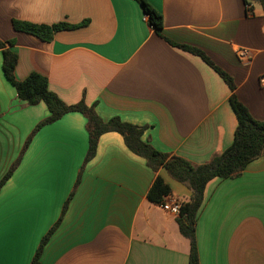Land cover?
I'll use <instances>...</instances> for the list:
<instances>
[{
    "label": "crops",
    "instance_id": "0c3cea01",
    "mask_svg": "<svg viewBox=\"0 0 264 264\" xmlns=\"http://www.w3.org/2000/svg\"><path fill=\"white\" fill-rule=\"evenodd\" d=\"M163 19V36L135 0H0V40H14L15 77L41 73L67 104L82 99L104 121L146 127L143 140L195 165L228 149L238 119L225 80L194 47L234 79L250 115L264 121V10L244 0H147ZM80 25L45 41L15 31L13 21ZM240 49L252 54L238 57ZM0 49V264H30L50 235L40 264H189L176 200L191 191L164 168L153 171L115 131L103 134L85 163L87 117L49 116L28 106L5 78ZM156 175L171 187L163 205L147 198ZM66 208L64 210L65 204ZM199 264H264V154L237 177L211 180L197 216Z\"/></svg>",
    "mask_w": 264,
    "mask_h": 264
},
{
    "label": "trees",
    "instance_id": "16d2710c",
    "mask_svg": "<svg viewBox=\"0 0 264 264\" xmlns=\"http://www.w3.org/2000/svg\"><path fill=\"white\" fill-rule=\"evenodd\" d=\"M135 1L142 6L144 14L148 17L149 25L154 28L159 36H163L162 15L147 0ZM252 1H255V3L259 4L264 10V0H244L248 14L253 13L251 6ZM86 24L87 22H83L80 25L74 26L67 23H60L51 26L14 20L13 29L51 42L56 32L67 29H77ZM168 42L187 52L200 56L208 66L214 69V71L225 80L224 82L232 92L230 106L238 119V127H236L234 133L233 143L228 149L226 148L222 152L214 155L206 164L195 165L181 157L169 156L168 154L159 152V150L154 148L151 143L143 140L146 127H138L137 125L123 122L121 119L115 117L109 121H104L97 115L93 105L88 106L83 99L74 105L63 102L57 94L49 89L48 79L41 73L34 72L23 80L16 79L15 73L18 56L11 49V46L15 44V41L10 40L5 42L0 40V49L3 55V74L15 87L18 93L17 97L26 102V105L28 106H35L43 102L49 111V116L39 121L34 128L32 135L24 145V149L27 148L33 135L42 126L59 120L69 112L82 113L88 119L86 126L89 133L90 144L88 146L85 163L94 158L97 144L103 134L111 131L120 134L128 149L137 156L144 158L153 171L157 172L159 169L164 168L170 177L179 181L191 191L188 200H177L179 213L176 216V221L181 235L189 241V264H199L200 256L196 243V226L197 216H199L200 209L204 202L206 187L208 183L215 178L230 179L239 176L245 170L247 165L264 154V121L255 120L250 115L245 104L238 99L235 93L236 86L234 79L225 70L215 65L205 52L194 47L176 44L170 41ZM19 161L20 159L13 163L0 181V190L11 177L12 172ZM172 192L171 187L164 181V179L161 176L156 175L149 191L147 192V198L152 203L163 205L164 201L173 195ZM66 205L67 203L65 204L64 210ZM54 230L55 227H53L44 238H42L30 264H40V256Z\"/></svg>",
    "mask_w": 264,
    "mask_h": 264
},
{
    "label": "built area",
    "instance_id": "2783aa9c",
    "mask_svg": "<svg viewBox=\"0 0 264 264\" xmlns=\"http://www.w3.org/2000/svg\"><path fill=\"white\" fill-rule=\"evenodd\" d=\"M238 57L241 59V61H249L252 58V54L248 49H240L238 51ZM261 85L264 86V76L261 77ZM171 210L177 214L179 213V206L177 200L174 202Z\"/></svg>",
    "mask_w": 264,
    "mask_h": 264
}]
</instances>
